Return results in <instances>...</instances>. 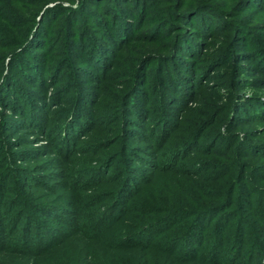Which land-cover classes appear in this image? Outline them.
I'll return each instance as SVG.
<instances>
[{
  "label": "trees",
  "instance_id": "trees-1",
  "mask_svg": "<svg viewBox=\"0 0 264 264\" xmlns=\"http://www.w3.org/2000/svg\"><path fill=\"white\" fill-rule=\"evenodd\" d=\"M33 1L35 0H0V35L2 37L17 34L28 38V32L38 22L36 19L38 15L44 22L47 21L45 18L51 10L57 11L58 14L65 12V18L60 24L61 29L58 28L57 41L53 44L45 43L35 39L34 34L28 39L26 51L30 48L39 50L49 46L53 49H49L48 55L60 57L63 53H68L69 47L74 44L80 50L85 48L83 52L88 54L87 57L91 59V63H93L91 56H96L95 66H97L98 60L107 65L104 62L106 59L104 52L109 51L110 48L113 62L106 70H113V72L108 75L103 73L99 77L89 76L99 90L96 91L95 98L90 95L84 96L81 92L89 88L78 87L75 92L79 90L78 96L81 99H74V105L67 99L61 100L59 101L61 104L57 103L60 108L54 110L51 102L52 93L44 89L37 95L35 101L25 104V106L29 105V109H32L34 103L36 105V110L30 116L22 112L25 118L28 117L25 123H27V129L33 132L30 135L55 133L53 142L57 143L59 149L55 147L49 151L53 160L50 162L55 161L57 164L53 174L56 178L62 175L63 183H60V188L59 183L53 180L47 185L25 183L27 197L20 201L22 204L20 209L23 210L20 212L17 210L18 213L14 214L18 220L17 222L13 220L12 229H9L10 235L4 233L0 235V262L7 259L9 263L22 260L23 264H97L95 260H91L93 254L103 256V251H106L114 256L112 260L107 261L108 264H264V184L260 185L256 182L263 181L264 175L254 174L257 166H264L259 165L264 163H257L264 159L262 148L264 138L256 141L257 143L247 141L248 135L251 134L255 142L260 134L263 135L264 130L255 132L251 129L248 133L238 126L239 122L228 120L227 112L233 105L235 90L227 91L226 95L218 99L216 93L210 95L206 93L208 85H204L199 90V94L195 95L196 98L193 97L192 90L191 103L179 105L176 108L175 122L162 117L164 125L160 131L157 128L154 129L155 132L151 137L145 130L143 131L142 135L146 138L143 155L148 152L153 155V159L145 163V171L135 172L133 177L125 180H115L109 176V168H107L102 179H93L90 174L99 171L101 167L107 165L103 164L104 162H112L117 156L106 157L108 154H114L116 150L113 139L107 137L109 129L112 130L113 127L95 120L101 114V109L102 111L108 109L109 105L105 104V100L104 104L102 103L107 96L102 86L115 89L114 94L110 93L112 95L108 98V102L122 103L123 101L125 105L127 102L130 104V100L139 92V89L136 86L133 90L126 91L127 87L121 88V82L116 80V76L122 72L123 67H125L123 71L131 69L135 72L136 61L140 59L144 51L140 48L137 50V55L132 61L133 67L132 63L130 65L127 61L122 63L121 55L129 49V43L124 42L122 48L120 45L132 30L129 26L130 21L125 19L129 15H120L121 28H115L117 14L113 7H108L106 12L111 19L105 20L104 24L102 21L98 22L99 25L103 24L105 30L103 32H106L108 37L106 45L105 39L102 40L88 31L84 32L88 33V40L84 38L83 41H77V39L74 41L72 36L74 34L76 36V33L73 31V20L76 19L75 23H77L80 13L89 12L88 5L83 1L80 0L77 7L58 4L56 7L44 8L43 11H41L42 6L49 0H37L38 2L31 4ZM69 1L74 3V0ZM27 4H30L27 9L29 14L24 12ZM166 4L164 9L171 12L174 8L168 4V1ZM199 6L201 4L196 5L192 10H196ZM186 9L182 8L180 12L188 11ZM89 13L97 22L98 16L91 14V11ZM20 20L22 25L18 23ZM41 20L36 26L38 29L42 26ZM110 26L112 28L109 30ZM49 29L46 37L53 33V25ZM132 37L134 38L133 35ZM217 38L218 36L212 38L211 43ZM208 44L205 47L206 50L209 48ZM10 46V43L0 46V57L9 52ZM111 46L116 47L117 50L114 52ZM255 47L261 48V46ZM57 48L61 53L57 51ZM151 49L149 51L153 52L156 48ZM261 52L263 53L262 49ZM154 53H152L153 56L156 55ZM259 60H253L254 65L259 68H254L257 73H261L264 69V61ZM51 65L46 64L44 71ZM27 66L30 68L29 65ZM247 68L246 71H250ZM82 70L87 74L91 73L89 69ZM45 72L42 73L41 69L37 70L38 84L41 86L45 81H51L44 79ZM238 73L239 70L234 73L230 70L229 74L227 73V81L230 83L232 77L239 76ZM24 77H27L24 80H28L33 76L24 75ZM147 83L148 78L142 84L144 86ZM205 93L208 98L201 101L200 96ZM75 97L76 95H73L72 98ZM223 99L225 103L221 105L225 104V106L220 113L223 117L219 119L217 107L221 108L218 105ZM142 100L147 99L142 97ZM149 103L145 101L146 105ZM15 106L13 105L17 108ZM37 111L40 113L34 116ZM67 112L68 115L65 116ZM259 114L264 119V109L256 113V115ZM105 120L109 123L107 117ZM243 121L250 124L254 122L248 118ZM120 128L119 133H121ZM96 130H99V135L94 134ZM158 132L159 135L156 138L155 135ZM206 134H209L208 138L226 137L223 151L212 153L215 155L213 161L217 164L214 167L208 163L211 162V152L199 153L193 149L194 146L196 147V141ZM244 134H247V137L246 135L244 137ZM90 136L94 139L95 145L94 150L91 151L86 144ZM243 138L248 139L243 140ZM245 141L247 143H244ZM121 144L122 142L117 144L119 150L123 147ZM13 145L10 143V149ZM71 146H73L72 149ZM233 146L235 149L231 151L230 148ZM244 148L251 150L250 156L254 161H243L246 157V153L242 152ZM166 152L169 154L176 152L181 155L173 165L171 159L167 161L164 159ZM17 159L18 157H14V160ZM20 160L25 164H31L27 158ZM200 163L206 164L204 168H200ZM8 164L6 162L5 167L0 165L2 193L5 191L3 174L9 168ZM33 164L32 162L29 166ZM130 169L127 170V176L132 173ZM211 169L214 171H210ZM202 170H209L210 173H202ZM86 174H89L87 178L83 177ZM9 177V175L6 176L5 180ZM71 177L79 178V180L82 177V182L73 185L70 181ZM65 194L64 197L71 206L65 211V215L57 214L54 207H46L49 206L48 202ZM4 198L5 194L0 202L1 206L8 202ZM36 213H39V216H36ZM213 213L217 214V217L208 225L199 223L198 219ZM49 217L51 218L45 219ZM9 241L13 243L11 246H7ZM87 243L92 244L95 251L86 250L78 254L72 251L68 254L69 250L73 249L71 246L76 244L74 247L76 249L87 248ZM63 253L68 257L64 263L60 258ZM51 260L54 262H50Z\"/></svg>",
  "mask_w": 264,
  "mask_h": 264
},
{
  "label": "rangeland",
  "instance_id": "rangeland-1",
  "mask_svg": "<svg viewBox=\"0 0 264 264\" xmlns=\"http://www.w3.org/2000/svg\"><path fill=\"white\" fill-rule=\"evenodd\" d=\"M35 1L38 2L37 0ZM35 1L31 2V4L36 3ZM82 1L88 5L89 12L91 11V14L98 16V19L97 22L94 21L89 12L80 13L78 15L79 21L75 23V19L72 22L73 31L76 33V36L75 34L72 36L74 41L76 39L77 41H83L84 38L88 40V33H84L88 31L102 40L105 39L104 43L107 45L108 37H106V32H103L105 31L103 24L105 20L111 19V16L106 14V12L108 11V7H113L116 9L117 14V19H115L117 26L114 25L115 28L120 27V15H129L125 19L130 21L129 26L132 30H130V34L126 35L123 44L120 45L122 48L124 47V42L125 44L129 43V49H126L121 55L123 57L122 63L127 61L131 65L137 55V50L140 48L144 51L140 59L136 61L135 72L131 69L123 71L125 68L123 67L121 69L122 72L116 76V80L121 82V88L127 87L126 91L133 90L136 86L138 87L139 92L130 100V104L127 102L125 105L123 101L122 103L108 102V98L114 94L115 89L110 86H102L103 91L107 95L102 100V103L104 104L105 100V104L109 105L107 106L108 109L103 111L101 109V114L95 120L113 127L112 130L109 129L107 137L113 139L112 141L115 142L113 144H116L114 146L116 150L114 154H108L106 157L117 156L112 162L110 161L111 163L104 162L103 164H107L106 166L90 174L93 176V179H102L107 168H109V176H112L115 180H125L128 177H133L135 172L141 173L145 171V163L147 160H152L153 155L149 152L143 155L145 150L144 144L146 142V138L142 135L143 131L145 130L149 137L155 132L154 129L157 128L160 131V128L164 125L162 117L167 120L172 119L175 122L177 118L175 113L176 108L179 105H189L193 97L196 98L195 95L199 94V90L204 85H208L207 91L205 90L206 93L209 95L216 93L217 99L226 95L227 91L235 90L232 100L233 105L229 108V112H227L228 120L239 122L238 126L248 133L251 129L255 132L264 130L262 115H256L258 111L264 109V106H261L264 105V69L261 68V73H257L254 68L258 67L253 62V60L257 59H260V62L264 61V0ZM167 1L174 8L171 12H167L164 9ZM78 3L80 4V0H74V3L69 0H49V2L42 6L41 11L47 7H56L58 4L77 7ZM198 4H201V6L196 10H192ZM29 6L30 4L26 5L24 9L25 13H28L27 9ZM182 8H187L186 10L188 11L184 13L180 12ZM28 14H25V16H28ZM47 15L45 18L47 21L44 22L40 19L39 15L37 16L36 19L38 22L41 20L42 26L38 29L36 27L38 26L37 22L30 29L31 31L28 32V38L17 34L5 38L0 35V46L8 45V43L11 45L9 52L5 56L0 57V87H2L0 88V165L5 167L6 162L9 163V168L3 174L5 191L3 193L0 191V202L3 199V194H5L4 199L8 201L5 205H0L1 236L2 233L10 235L9 229H12L13 220L15 222L18 220L14 214L23 210L20 209L22 205L20 201L27 197L24 188L26 182H34L36 185H47L49 182L52 183L53 180L59 183V188L61 186L60 183H63L61 179L62 175H59L60 178L59 176L56 178L55 174H53V170L57 164H55V161L50 162L53 160L49 151L52 148H58L57 143L54 144L53 142L55 133L30 135L33 132L27 129V123H25L28 117L25 118L22 112L26 116L28 114L30 116L36 110V105L34 103L32 109H29V105L25 106V104L35 101L37 95L44 89L52 93L51 102L54 110L60 108L57 103H60L59 101L61 100L67 99L74 105V99H81L78 96L79 90L75 92V89L78 87L89 88V90H82L81 92H83L84 96L87 95L89 97L90 95V97L95 98L97 97L96 91L99 90L89 76L99 77L103 73L108 75L113 72V70H106L113 62L110 48L109 51L104 52L106 57L104 62L107 65L98 60L97 66H95V62H97L96 56H91L93 60V63H91V59L87 57L88 54L83 52L85 48L80 50L74 44L69 47L68 53H63L60 57L53 54L48 55L49 51L53 49V47L49 48V46H44L43 49L40 48L39 50H36L37 48H30L26 51L28 39L32 38L34 34L36 35L35 39H40L45 43L53 44L57 41L58 28L61 27L60 24L63 22L66 13L58 14L57 11L51 10ZM82 20L85 21L83 22ZM100 21L103 24L99 25L98 22ZM18 23L20 25L23 24L21 20ZM24 24H27V22H24ZM52 25L53 33L46 37V32L50 30L49 28ZM111 28L112 26L109 27V30ZM217 36L216 41L211 43V39ZM207 43H209V48L206 50ZM255 46H261V48ZM111 48L114 52L117 50L116 47L111 46ZM151 48L156 49L150 52ZM57 51L60 52L58 48ZM152 53L156 55L153 56ZM100 55L102 54L100 53ZM156 57L160 59L157 60ZM46 64L51 66L45 72L44 67ZM104 65L106 66L104 67ZM243 67L244 71H242ZM246 68L250 69V71H246ZM39 69H41L42 73L45 72L44 79L51 80L45 81L42 85L43 87L38 84L37 70ZM82 69H89L91 73L87 74ZM230 70L232 73L239 70V76L232 77V81L229 83L227 75ZM24 75L33 77L24 80L27 78ZM146 78H148V83L143 86L142 83H144ZM192 90L194 95L191 99ZM110 93L112 94L110 95ZM206 93L200 96L201 101H205L208 98ZM73 95H76V97L72 98ZM142 97H145L147 99L145 101H149L150 103L146 105ZM219 103L218 106L221 108L217 107L219 111L217 118L222 119L223 114L220 113L225 104L221 105V103H225V100L223 99ZM13 105H16L15 107L17 108H14ZM113 105L119 108L115 109L116 107ZM38 113L40 112L37 111L34 116L38 115ZM67 115L68 112L65 116ZM106 117L109 123L105 120ZM245 118L254 121L253 124L244 122L243 119ZM85 119L84 117L83 120L85 121ZM118 126L121 127V133L118 131ZM98 131L96 130L94 134L99 135ZM158 135L159 132L155 137L157 138ZM208 135L206 134L199 138L195 143L196 147L194 146L193 149L199 153L211 152V162L208 163L214 167L217 164L213 161L215 155L212 153L223 151L226 143L224 138L226 137L208 138ZM245 135L247 137V134H244V137ZM262 137L264 138V133L263 135L260 134L254 142L253 136L249 134V139L243 138V140L248 139L247 141L251 143H257L256 141L262 140ZM10 140L13 141L10 142ZM119 142H122L121 145H123L120 150L117 145ZM10 143L14 144L12 149H10ZM244 143L247 142L245 141ZM86 144L90 151L94 150L95 145L92 137L86 140ZM72 147L70 148L72 149ZM234 147L230 148V150L233 151ZM262 148L264 150V145ZM242 152L246 153L243 161H254L250 156L252 152L249 148L242 149ZM179 155L176 152L173 154L166 152L164 159L166 161L167 159H171V163L174 165ZM14 157H18V159L14 160ZM25 158L29 159L31 164L33 162V166L21 162L22 160L20 159ZM257 163H264V159ZM200 164V168H204L206 165ZM128 169L132 171L130 176L126 174ZM256 169L254 170L255 175H264V166H257ZM210 171H214V169ZM210 171L202 170V173H210ZM8 175L10 177L5 180ZM87 175L89 174L83 177ZM70 181L73 185H78V183L82 182V177L80 180L79 178L75 179L71 177ZM256 182L260 185L264 184V180ZM58 187L55 186L59 191ZM60 196L59 198L57 197L58 199L55 198L51 202H48L49 206L46 207H54L57 214L65 215V211L70 209L71 206L64 197L66 194ZM15 205L17 206L13 209ZM35 215L39 216V213ZM51 217L45 219H50ZM216 217L217 214L213 213L208 217L198 219V221L201 225H208ZM21 221L23 222L24 220L22 219ZM242 227L246 226L242 225ZM4 237L6 238V235ZM12 244V241L7 242V246H11ZM75 245L71 246L73 249L69 250V253L66 252L70 254L73 251L78 254L86 250L90 252L95 251L92 244L87 243V248L80 247L78 249L74 248ZM110 253L103 251L104 257L93 254L91 260H95L97 264H108L109 259L112 260L114 258ZM60 258H62V263H64V260H67L68 257L63 253ZM50 262H54V260ZM0 264H23V262L19 260L18 262L9 263L6 259L1 261Z\"/></svg>",
  "mask_w": 264,
  "mask_h": 264
}]
</instances>
